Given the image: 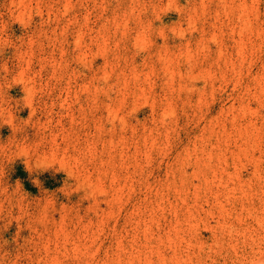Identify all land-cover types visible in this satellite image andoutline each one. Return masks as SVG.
<instances>
[{
	"label": "rangeland",
	"instance_id": "obj_1",
	"mask_svg": "<svg viewBox=\"0 0 264 264\" xmlns=\"http://www.w3.org/2000/svg\"><path fill=\"white\" fill-rule=\"evenodd\" d=\"M0 264H264V0H0Z\"/></svg>",
	"mask_w": 264,
	"mask_h": 264
},
{
	"label": "clouds",
	"instance_id": "obj_2",
	"mask_svg": "<svg viewBox=\"0 0 264 264\" xmlns=\"http://www.w3.org/2000/svg\"><path fill=\"white\" fill-rule=\"evenodd\" d=\"M105 79H107V77H105Z\"/></svg>",
	"mask_w": 264,
	"mask_h": 264
},
{
	"label": "bare ground",
	"instance_id": "obj_3",
	"mask_svg": "<svg viewBox=\"0 0 264 264\" xmlns=\"http://www.w3.org/2000/svg\"><path fill=\"white\" fill-rule=\"evenodd\" d=\"M261 260V259H260Z\"/></svg>",
	"mask_w": 264,
	"mask_h": 264
}]
</instances>
